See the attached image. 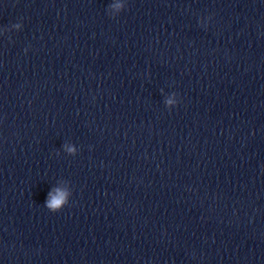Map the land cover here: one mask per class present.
Masks as SVG:
<instances>
[{"label": "water", "instance_id": "1", "mask_svg": "<svg viewBox=\"0 0 264 264\" xmlns=\"http://www.w3.org/2000/svg\"><path fill=\"white\" fill-rule=\"evenodd\" d=\"M125 3L0 0V264H264V0Z\"/></svg>", "mask_w": 264, "mask_h": 264}, {"label": "clouds", "instance_id": "2", "mask_svg": "<svg viewBox=\"0 0 264 264\" xmlns=\"http://www.w3.org/2000/svg\"><path fill=\"white\" fill-rule=\"evenodd\" d=\"M111 7L116 10H123L127 7V5L125 3V0H113V4L111 5ZM22 27V23H15L14 25H12V28L16 30H19ZM3 31L7 32L9 31V29L5 28ZM167 103L169 105V108L177 105L179 103L177 93H172L168 98ZM65 150L72 154H76L79 151L77 147L69 144L65 145ZM71 195L72 193L70 189L66 185L61 184V186L57 187L54 192L49 194L48 199L45 201V206L51 211L57 212L64 208L70 202Z\"/></svg>", "mask_w": 264, "mask_h": 264}]
</instances>
